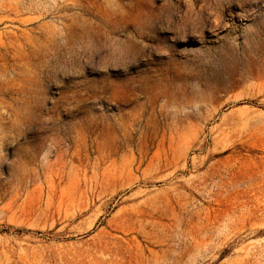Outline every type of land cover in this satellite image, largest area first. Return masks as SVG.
<instances>
[{
	"label": "rangeland",
	"instance_id": "1",
	"mask_svg": "<svg viewBox=\"0 0 264 264\" xmlns=\"http://www.w3.org/2000/svg\"><path fill=\"white\" fill-rule=\"evenodd\" d=\"M0 264H264V0H0Z\"/></svg>",
	"mask_w": 264,
	"mask_h": 264
}]
</instances>
